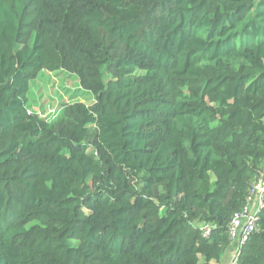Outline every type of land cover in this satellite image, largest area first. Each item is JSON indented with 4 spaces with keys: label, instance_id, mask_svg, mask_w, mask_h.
I'll use <instances>...</instances> for the list:
<instances>
[{
    "label": "trees",
    "instance_id": "16d2710c",
    "mask_svg": "<svg viewBox=\"0 0 264 264\" xmlns=\"http://www.w3.org/2000/svg\"><path fill=\"white\" fill-rule=\"evenodd\" d=\"M42 70L95 100L31 109ZM263 163L264 0H0V264H222Z\"/></svg>",
    "mask_w": 264,
    "mask_h": 264
},
{
    "label": "rangeland",
    "instance_id": "374dc122",
    "mask_svg": "<svg viewBox=\"0 0 264 264\" xmlns=\"http://www.w3.org/2000/svg\"><path fill=\"white\" fill-rule=\"evenodd\" d=\"M94 100V94L83 89L74 74L62 70H42L30 82L27 104L31 109L50 117V110L55 109L57 112L63 102L82 101L91 104Z\"/></svg>",
    "mask_w": 264,
    "mask_h": 264
},
{
    "label": "built area",
    "instance_id": "2783aa9c",
    "mask_svg": "<svg viewBox=\"0 0 264 264\" xmlns=\"http://www.w3.org/2000/svg\"><path fill=\"white\" fill-rule=\"evenodd\" d=\"M55 109L50 110V114H55ZM264 205V163L262 168L254 175V179L249 188L246 203L243 208L235 213L228 226V235L234 247L230 254L228 264H234L240 254L241 247L253 231L257 229L258 212ZM198 228L203 237H208L212 231V224L201 223Z\"/></svg>",
    "mask_w": 264,
    "mask_h": 264
},
{
    "label": "crops",
    "instance_id": "0c3cea01",
    "mask_svg": "<svg viewBox=\"0 0 264 264\" xmlns=\"http://www.w3.org/2000/svg\"><path fill=\"white\" fill-rule=\"evenodd\" d=\"M230 256V253H229V255L228 256H226V257H229ZM227 260V259H226ZM226 260L224 261V259L223 260H221V263L222 264H228L229 263V261H230V257H229V260L226 262Z\"/></svg>",
    "mask_w": 264,
    "mask_h": 264
}]
</instances>
